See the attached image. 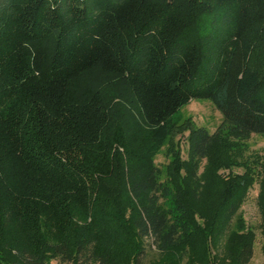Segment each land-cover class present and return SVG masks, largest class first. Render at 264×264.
Listing matches in <instances>:
<instances>
[{
    "label": "trees",
    "instance_id": "1",
    "mask_svg": "<svg viewBox=\"0 0 264 264\" xmlns=\"http://www.w3.org/2000/svg\"><path fill=\"white\" fill-rule=\"evenodd\" d=\"M263 33L264 0H0V264H159L184 246L251 264L242 184L224 183L204 228L193 205L216 144L264 136ZM99 75L158 99L155 125L129 124ZM194 98L223 122L192 132L174 194L153 160Z\"/></svg>",
    "mask_w": 264,
    "mask_h": 264
},
{
    "label": "rangeland",
    "instance_id": "2",
    "mask_svg": "<svg viewBox=\"0 0 264 264\" xmlns=\"http://www.w3.org/2000/svg\"><path fill=\"white\" fill-rule=\"evenodd\" d=\"M153 1L165 3L166 0ZM259 38L260 42H264V33ZM261 55H264V51L262 53L259 50L258 60L262 61L263 65L264 56ZM97 78L101 92L120 103V109L126 108L129 124L136 119L145 130L155 125L152 104L156 105L158 99L149 96V93L143 90L136 92L134 89V94H129V87L124 82L108 83V79L100 78V75ZM168 120L171 124L170 136L154 158L153 165L159 170L160 181L175 194L178 191H185L189 186L190 179L187 177L185 167L192 157V132L204 128L214 133L223 122V118L210 100L194 98L169 116ZM178 160L184 168L177 177L174 165ZM198 176L201 180L202 200L200 204L193 205V209L196 219L203 228L204 219L219 207L220 189L225 186L224 183L231 182L237 186H240L239 183L242 184L240 214L246 227L253 229L256 234L255 255L251 264H264V136L252 135L247 139L228 137L223 143L216 144L211 157L198 172ZM166 207L175 209V203L167 202ZM174 254L179 256H167L159 264H200L197 259L198 251L192 247L184 246L177 249ZM157 257V253H152L145 259L144 264H152L155 260L158 264ZM52 264L61 263L54 261Z\"/></svg>",
    "mask_w": 264,
    "mask_h": 264
}]
</instances>
